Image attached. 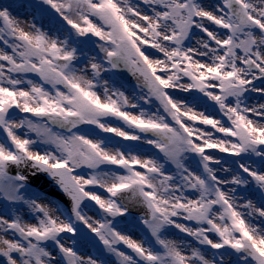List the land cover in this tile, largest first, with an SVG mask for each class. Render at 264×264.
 <instances>
[{"label": "snow or ice", "instance_id": "6c2138e0", "mask_svg": "<svg viewBox=\"0 0 264 264\" xmlns=\"http://www.w3.org/2000/svg\"><path fill=\"white\" fill-rule=\"evenodd\" d=\"M0 264H264V0H0Z\"/></svg>", "mask_w": 264, "mask_h": 264}]
</instances>
